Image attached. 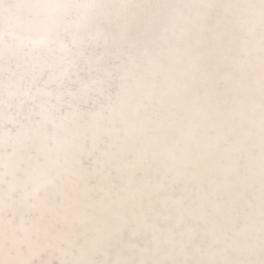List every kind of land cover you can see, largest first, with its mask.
Instances as JSON below:
<instances>
[{"label":"clouds","instance_id":"clouds-1","mask_svg":"<svg viewBox=\"0 0 264 264\" xmlns=\"http://www.w3.org/2000/svg\"><path fill=\"white\" fill-rule=\"evenodd\" d=\"M0 264H264V0H0Z\"/></svg>","mask_w":264,"mask_h":264}]
</instances>
